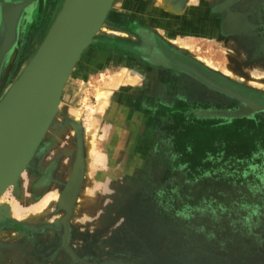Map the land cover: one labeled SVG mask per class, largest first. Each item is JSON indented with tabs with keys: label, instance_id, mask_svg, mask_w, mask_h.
Returning <instances> with one entry per match:
<instances>
[{
	"label": "rangeland",
	"instance_id": "1",
	"mask_svg": "<svg viewBox=\"0 0 264 264\" xmlns=\"http://www.w3.org/2000/svg\"><path fill=\"white\" fill-rule=\"evenodd\" d=\"M25 1L0 0V101L63 2L35 0L24 7L4 48L7 9ZM121 1H113L114 9ZM92 43L71 70L48 130L0 193V264H264V126L239 121L217 128L190 117L176 137L185 148L182 157L151 144L150 151L127 153L128 167L114 169L124 177L110 176L109 137L98 140L91 129L98 108L89 87L74 83L76 74L90 78L84 60ZM242 43L252 46L247 39ZM259 59L242 68L240 81L257 82L264 91ZM261 118L264 113L256 120ZM68 124L79 127L81 142L74 141L72 129L57 132ZM60 150L76 163L68 186L51 176L73 166L67 156L58 159Z\"/></svg>",
	"mask_w": 264,
	"mask_h": 264
},
{
	"label": "crops",
	"instance_id": "2",
	"mask_svg": "<svg viewBox=\"0 0 264 264\" xmlns=\"http://www.w3.org/2000/svg\"><path fill=\"white\" fill-rule=\"evenodd\" d=\"M112 7L107 31L92 43L84 60L90 81L82 74L74 78L75 85L89 87L98 108L92 131L98 140L108 136L109 152L114 159L118 154L110 161V176L118 175L114 169L130 159L127 153L152 150L138 147L144 139L163 144L176 157L185 154L176 137L190 117L226 127L219 126L221 115L211 114L202 99L189 94L194 81L185 66L197 64L242 84V68L260 56L259 50L249 56L242 43L243 28L236 24L243 14L241 0H123ZM251 83L247 86L261 90ZM204 90L209 94V87ZM141 119L146 122L143 132Z\"/></svg>",
	"mask_w": 264,
	"mask_h": 264
},
{
	"label": "water",
	"instance_id": "3",
	"mask_svg": "<svg viewBox=\"0 0 264 264\" xmlns=\"http://www.w3.org/2000/svg\"><path fill=\"white\" fill-rule=\"evenodd\" d=\"M34 1L8 7L12 12L7 11L4 48L12 39L18 13ZM113 1L63 0L35 54L1 99L0 193L14 183L51 125L70 72L97 35ZM7 158L9 166L3 162Z\"/></svg>",
	"mask_w": 264,
	"mask_h": 264
},
{
	"label": "flooded vegetation",
	"instance_id": "4",
	"mask_svg": "<svg viewBox=\"0 0 264 264\" xmlns=\"http://www.w3.org/2000/svg\"><path fill=\"white\" fill-rule=\"evenodd\" d=\"M240 9L244 15H241L240 20L236 21V24L238 25L239 22V25H241V27L243 28L241 37L243 38V40H249V44H251L252 46L253 44L256 46L254 48H251L252 46H247L246 51L249 53V56H254L259 48V58H261L262 62H264V0H241ZM109 22L112 21L110 20ZM229 25H231V23ZM180 58L181 57L177 58V62L181 65ZM186 64L189 63L187 62ZM185 68L188 71H191V75L194 81L193 85L190 84V87L187 83L189 87V94H195L194 98L196 100L201 101L202 99L203 104L211 109V114L221 115L222 119H218L219 126L222 124L229 126L233 119L242 122L243 126H264V118L256 120L259 113H264V92H261L258 89L244 84L230 81L217 73L208 72L197 64H190L188 65V67L185 66ZM207 87H209V94H207V92L204 90V88ZM141 123L142 125H139V127L141 132H143V127H145L146 122L142 121ZM68 129H72L74 131V141L77 140L81 142V138L78 135V132L80 131L79 127L71 128L68 124L65 125V127H60L57 132L61 133L59 132L61 130L67 132ZM144 141L146 140H142V142L138 146L141 151L142 149H145V147H150L152 144L151 142ZM70 144V142H67L66 145L69 147ZM70 148L71 147H69L68 150H70ZM62 155L72 159L71 164L73 166H71L70 169L66 168V171L55 170L51 176L53 178L52 180L56 181L57 184L62 183L65 185L67 183L68 186L72 182L76 163L73 164V156L72 154H69V152L65 154L63 153V150H60L58 153V159H62ZM127 162L128 160L125 162V164L119 167H122L121 169H126L128 167ZM137 165H139V163ZM137 165L135 166L139 167ZM120 168L117 169L119 170ZM117 169H115V171H117ZM117 173L118 175L116 176H125L122 175L123 173H121V171H118ZM62 175H65V179H60V176ZM57 177L59 178L56 180ZM64 185L61 188V198L65 195V192L67 190V186L64 187Z\"/></svg>",
	"mask_w": 264,
	"mask_h": 264
},
{
	"label": "bare ground",
	"instance_id": "5",
	"mask_svg": "<svg viewBox=\"0 0 264 264\" xmlns=\"http://www.w3.org/2000/svg\"><path fill=\"white\" fill-rule=\"evenodd\" d=\"M165 5V4H164ZM5 8V7H4ZM172 10H173V7H172ZM9 13H11L12 11L11 10H7ZM6 14V13H5ZM8 20V19H7ZM180 27V26H179ZM88 37V36H87ZM87 39V38H86ZM10 135H8L7 137H5L8 141L10 140V137H9ZM3 162L7 165V166H9L10 165V162H11V159L9 158H7V159H4L3 160Z\"/></svg>",
	"mask_w": 264,
	"mask_h": 264
}]
</instances>
